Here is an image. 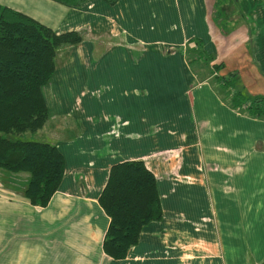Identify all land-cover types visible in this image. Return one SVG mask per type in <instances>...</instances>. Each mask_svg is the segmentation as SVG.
<instances>
[{"label": "crops", "instance_id": "1", "mask_svg": "<svg viewBox=\"0 0 264 264\" xmlns=\"http://www.w3.org/2000/svg\"><path fill=\"white\" fill-rule=\"evenodd\" d=\"M218 1L0 0L58 33H86L59 49L42 88V128L65 158L58 190L34 205L30 174L0 169V264H264V116L231 105L234 91L264 96V0ZM193 39L216 55L211 73L192 66ZM133 159L155 173L163 218L114 259L98 198L112 165Z\"/></svg>", "mask_w": 264, "mask_h": 264}, {"label": "trees", "instance_id": "2", "mask_svg": "<svg viewBox=\"0 0 264 264\" xmlns=\"http://www.w3.org/2000/svg\"><path fill=\"white\" fill-rule=\"evenodd\" d=\"M55 1L72 7L88 0ZM107 1L114 4L118 0ZM223 1L226 0L218 4ZM83 40V32L58 33L0 3V168L30 174L24 194L34 205L46 206L58 190L65 173V158L57 145L22 135L36 132L49 119L42 88L54 74L59 49ZM193 40L203 47L200 39ZM203 52L200 48L194 60L202 58ZM207 57L211 62L216 55ZM222 66L223 63L214 64L216 77H220L217 72ZM224 80V86L231 89L234 79ZM231 105L252 117L264 116L263 95L246 96L234 91ZM98 200L110 217L103 248L114 259L125 258L139 241L144 226L163 218L157 177L140 159L112 165Z\"/></svg>", "mask_w": 264, "mask_h": 264}, {"label": "rangeland", "instance_id": "3", "mask_svg": "<svg viewBox=\"0 0 264 264\" xmlns=\"http://www.w3.org/2000/svg\"><path fill=\"white\" fill-rule=\"evenodd\" d=\"M230 1H236V0H230ZM108 2V1H107ZM108 3H110V2H108ZM111 4V3H110ZM231 6L233 7V4H231ZM214 11H215V8H214ZM222 11V8H221V10H220V12ZM220 12H219V14L217 15V14H215V21H218V20H223L225 17H226V14L224 15V17H223V19H222V14H220ZM225 25H227L226 23H224ZM77 31V30H76ZM78 31H80V30H78ZM81 32V31H80ZM86 34V33H85ZM85 34H84V37H85ZM106 44H108L107 42H104V43H102V42H100L99 43V45H100V47L101 46H103L104 45V48L106 47ZM108 45H110L111 46V44H108ZM66 46H69V45H66ZM63 48V47H62ZM203 48V47H202ZM106 49V48H105ZM204 50V49H203ZM210 54H212V51H209L208 49H206V50H204V52H203V57L202 58H199V59H196V60H194V58H195V56H196V53H193V54H189V57H191V63H192V66L195 68V69H197V71H198V73L199 74H201V73H206V72H208V73H211L212 71L211 70H213L212 69V66L210 67V65H209V61H207L208 60V55H210ZM207 57V58H206ZM235 59H237V58H235V57H230V58H228V60H227V64H233L234 63V60ZM233 65H235V63L233 64ZM203 68V69H202ZM246 67H242L241 68V72H243V75H245L246 76V74H248L247 73V71H246ZM249 70H250V68L248 69V72H249ZM228 69L227 68H225V67H221V68H219V70H218V72H217V74L221 77V79H223L225 76L227 77L228 76ZM214 80L216 79L215 77H212ZM219 78V77H218ZM242 81H243V83H245V84H247V86H248V88H250V90H251V88H254L255 87V83H254V81H248V80H246L245 78H243L242 79ZM220 82V81H219ZM217 83L218 84V87H220V89H221V92H223L224 90L221 88V85H220V83ZM238 87L239 86V84L237 83L236 85H235V87ZM236 87V88H237ZM23 138H26V139H33V140H38V141H42V140H45V141H48V142H50L51 140L50 139H48V136L44 133V130H43V128H40L39 130H37L36 132H29V131H27V132H25L23 135ZM1 169V168H0ZM2 170V169H1ZM0 170V177L2 178V171ZM8 171V170H7ZM9 172H12V171H9ZM12 173H16V172H12Z\"/></svg>", "mask_w": 264, "mask_h": 264}]
</instances>
